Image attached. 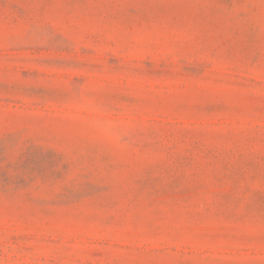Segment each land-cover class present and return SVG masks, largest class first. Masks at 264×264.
Returning <instances> with one entry per match:
<instances>
[{
  "label": "rangeland",
  "instance_id": "1",
  "mask_svg": "<svg viewBox=\"0 0 264 264\" xmlns=\"http://www.w3.org/2000/svg\"><path fill=\"white\" fill-rule=\"evenodd\" d=\"M0 264H264V0H0Z\"/></svg>",
  "mask_w": 264,
  "mask_h": 264
}]
</instances>
